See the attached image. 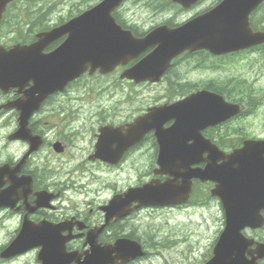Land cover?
Here are the masks:
<instances>
[{
  "label": "water",
  "instance_id": "obj_1",
  "mask_svg": "<svg viewBox=\"0 0 264 264\" xmlns=\"http://www.w3.org/2000/svg\"><path fill=\"white\" fill-rule=\"evenodd\" d=\"M188 8L198 0H174ZM262 0H224L211 11L192 19L190 22L175 29L160 27L143 39L134 38L130 31L123 30L114 23L110 12L119 3L117 0H105L95 9L85 13L81 17L72 20L68 24L49 33L39 35L40 40L31 46L17 45L10 51L0 52V85H20L23 87L29 80L35 85L28 90L26 101L15 102V106L22 110L20 116L21 125L25 127L29 117L41 102L51 92L63 88L68 81L79 76L90 64L93 69L101 67L102 71L113 68L120 62L135 57L150 46L158 44L155 51L137 64L134 68L124 73V76L136 80H157L168 67L170 59L184 49L195 50L201 47L210 48L216 52H223L234 48L235 45L244 44L249 38L247 33L248 15ZM68 33V39L54 52L43 55L42 50L49 43ZM205 99L204 94H198L180 103L174 108L176 113L191 111L198 106L200 99ZM219 112L222 106H218ZM210 113L213 111L208 109ZM150 115L136 120L131 130V135L126 138H114L109 135L113 128L102 129L98 154L102 158L110 159L115 153V143L128 145L132 142V134L137 125L153 123ZM158 126L161 123L158 121ZM187 128L189 137H194V132L201 128L194 117L188 121L180 118L177 130ZM22 134V130H20ZM25 136V135H24ZM36 147V145H35ZM192 156L196 154V147L189 148ZM179 149H172L165 144L163 150V171L176 177H181L180 185L174 184V180H168L163 184H145L142 188L129 190L123 198H114L112 203L105 207L107 221L119 214H127V209L133 200L143 204H169L182 195L179 201L186 200L191 191V177L198 176L199 170L191 169L193 161L187 160L173 165L168 164L172 155H177ZM253 152V151H252ZM251 152V153H252ZM250 153V154H251ZM247 155L242 159L243 170L234 172L231 177H225L226 184L222 185L221 194L224 199L226 212V227L221 234L214 249V257L206 264H253L247 260L245 253L247 246L252 241L246 239L241 230L246 226L259 227L264 218L260 215V209L264 208V170L257 167L264 160L258 155ZM244 165V166H243ZM206 178L215 179L223 171L215 167L207 168ZM204 172V171H203ZM224 175V174H223ZM168 199V200H166ZM124 212V213H123ZM27 231L28 230V227ZM96 235L91 236V241ZM67 238L56 236L51 229H34L29 231V240L15 242L7 250L6 255L23 252L35 246H42L39 259L42 264H70L76 259L73 253L65 251ZM92 252L87 254L84 262L79 264H110L122 259L126 262L142 254L141 246L128 239H122L117 247L110 246L99 248L92 243ZM264 247V246H263ZM263 250V249H262ZM261 250V251H262ZM114 253H116L114 255Z\"/></svg>",
  "mask_w": 264,
  "mask_h": 264
},
{
  "label": "rangeland",
  "instance_id": "obj_2",
  "mask_svg": "<svg viewBox=\"0 0 264 264\" xmlns=\"http://www.w3.org/2000/svg\"><path fill=\"white\" fill-rule=\"evenodd\" d=\"M95 0H26L24 3L28 11L36 12L37 15H28L17 20H9L7 27H4L1 44H14L22 38L25 33L18 29L12 30V23L23 22L27 28L39 26L38 17L44 15L47 23L56 24L70 13H76L79 8ZM163 1V0H162ZM219 0H202L196 9L181 10L167 4H160L162 9H153L157 6L156 1L149 0H129L120 9L125 17L138 22L140 25L157 24L162 20L174 15L172 22L183 19L200 12L203 8ZM152 3L151 7L146 3ZM22 7L23 5L20 4ZM159 6V7H160ZM158 7V8H159ZM163 9H165L163 11ZM163 12V13H162ZM53 13L52 15H50ZM29 16L34 20L29 22ZM51 16V17H50ZM121 17L123 15L121 14ZM253 53H249V56ZM220 63H209L182 60L175 67L172 73L179 75L183 81H193L205 84L213 83L223 92L248 93L257 89V93L251 97L260 104L256 113L240 119L239 124L233 129V135L227 136L228 127H225L224 138L236 139L242 136L245 138L264 137V50L253 54L249 62L247 58H226ZM184 63V64H182ZM231 64L224 68L220 65ZM249 65H251L249 67ZM243 66V68L241 67ZM171 73V74H172ZM119 74V73H118ZM118 76V75H117ZM178 80L177 77H173ZM177 83V82H176ZM181 83V82H179ZM178 91L177 84H171L163 80L158 84H131L120 81L116 75H94L84 77L75 82L65 95L57 96L52 104L59 106V112H48L42 116V121L48 125H59L60 134L65 136L69 133L66 129L73 130V141L65 137L64 142L71 146L66 155L57 156L49 150L42 153L41 165L48 166L49 181L56 189L68 190V195L64 208V213L82 214L89 219L102 221L103 214L96 213V207L100 203L108 200L114 189L120 184L123 190L130 186H137L145 179L150 169V150L145 149V153L140 155L137 161L128 159L119 168L107 167L103 169L100 164H92L87 161V153L92 150L95 144L94 133L103 124H120L123 121L134 119L141 108L148 103L164 102L173 96V92ZM242 95H237L241 97ZM233 123H228L229 127ZM6 131V128L3 127ZM3 132V131H2ZM1 138V137H0ZM2 139V138H1ZM1 141V140H0ZM1 143V142H0ZM72 144H74L72 146ZM80 146L77 159H73L72 152L76 150L72 147ZM1 149H5L1 147ZM13 149V148H11ZM6 150V149H5ZM19 153V151H18ZM104 166V165H103ZM30 169V167H29ZM65 169V170H64ZM68 169V172L66 171ZM98 172L92 175V172ZM36 173L43 177L42 173ZM112 184V185H111ZM110 185L111 188H104ZM141 185V184H140ZM207 187L204 186L202 193L198 192L192 200V204L187 208H144L139 212L131 214L123 221L117 222L110 229V234L104 238L113 240L114 234L129 233L135 234L145 244L149 254L140 262L134 264H203L209 258L212 247L223 227V210L216 199H204ZM91 202L90 207L86 203ZM203 199V200H202ZM204 201V202H203ZM85 203L79 206L80 203ZM91 208H95L90 212ZM9 221L13 224V220ZM11 227L0 231V250L5 244L4 239ZM264 237V229L258 232ZM2 245V246H1ZM38 250H32L23 255L10 260L0 258V264H38ZM207 256V257H206Z\"/></svg>",
  "mask_w": 264,
  "mask_h": 264
},
{
  "label": "flooded vegetation",
  "instance_id": "obj_3",
  "mask_svg": "<svg viewBox=\"0 0 264 264\" xmlns=\"http://www.w3.org/2000/svg\"><path fill=\"white\" fill-rule=\"evenodd\" d=\"M26 0H14L12 2L9 3V5L7 6V10L3 16V18H22V17H25V16H28V15H37L36 12H33V11H28L25 6H24V3H25ZM18 4H22L23 6L19 8V11H13L11 9H13V6L15 5H18ZM49 13H41V16L42 15H48ZM52 14V13H51ZM50 14V15H51ZM69 15V14H68ZM39 18V17H38ZM134 33L137 35V36H143L146 34L147 31H144V29H141V28H132ZM52 46V45H51ZM197 53V52H196ZM186 55H195L194 52L193 53H188ZM132 64V63H131ZM128 66V65H127ZM131 66V65H130ZM124 67V68H123ZM123 69H125V66H119L117 67L114 72L116 73L117 71H122ZM121 77V74L120 76ZM123 81H125V79L122 78ZM17 96V93L14 92L13 90L10 91L9 93H0V117L1 119L0 120H3V118L5 116H8V117H14V121H13V124H15V117L17 116L18 112L15 110V109H5L3 107L4 104H6V102L10 101V100H13L15 99ZM54 100V96L51 95L45 102L44 104L42 105L43 107L41 108L43 110H50V102H52ZM52 109H55V108H52ZM126 123V122H125ZM227 123H232V121H229ZM16 126H13L12 128L10 129H15ZM31 127V130H32V133L33 134H38V135H42L43 138H44V143L43 145L39 148L38 151L34 152L32 154V156H37L39 155L43 149H44V146L45 144H48L47 143V140H48V135L46 134L45 130L42 128V124L40 123V121L38 122H35V123H32L30 125ZM222 128H223V125H220V126H216V127H211V128H208L205 130L204 133L206 132H209V136L211 138H214V137H218L219 135L222 136V134L220 133V131H222ZM208 134V133H207ZM9 138V135L7 136V140ZM215 140H218L217 138H215ZM217 144H220L221 142H223V140H220L219 142L215 141ZM4 148H8V144L11 143L9 140H8V143L7 141L4 140ZM23 146H25L27 149L29 148V143H22ZM63 147H64V150L63 152H65L66 150V145L63 144ZM144 145H137L133 148H131V150L129 151V153L125 154L124 156V159L126 160L128 157H132L134 154L140 152L142 150V147ZM150 147H152V157L153 158H156V156L158 155V149L155 145V143H151L150 144ZM23 153V151H21L18 155H14L12 158H9L5 161H2L0 164H3V163H7L9 162V164H11L12 166H14V164H16L20 158H21V154ZM27 160L26 164L24 165V167L22 168L21 170V173L19 172V176L21 175H26V174H32L30 173V169H29V165L31 163L30 159L31 157ZM87 157L89 160H92L91 159V151L87 153ZM98 162V160H95ZM33 175V174H32ZM5 181H8L7 178H4ZM9 185V182H6L4 184L3 187H6ZM43 189H48V186L45 184L44 180L42 178L38 179L35 175H33V192H31L29 195H27L26 197L25 196H20L19 195H16L15 198L13 199V204L9 207H3V208H0V218L4 217V216H7L9 218H11L15 224V229H17V227L21 226L23 221L25 220V218H29L31 221H40V220H43V219H49V220H52V221H61V220H64V219H69V218H75L73 219V223L76 222V219H80L82 221H84V223L86 224V228L83 229V230H79V228L76 226V224H74V227H73V235H76V237L69 243L68 245V249L69 250H75V251H78L79 253H82L86 250L87 246H85V240H86V236H87V233H88V230L91 228V227H94V226H98L100 224V221H99V218L97 219H89L88 217H84L82 214H75V213H64V208L62 207V204L60 203L62 201V195L59 191H55V193L57 194V200H55L53 203H54V208L52 209H47V208H38L36 209L34 212H32V208L35 206V203H36V196H35V192H37L38 190H43ZM52 190H55L53 187H51ZM18 196H20L19 198H17ZM17 199V200H16ZM93 208H91L90 212H93ZM0 224H5V220H0ZM112 227H108L104 230L103 234L100 236L99 240L100 242L104 243L106 241H103V240H107L108 238H104L107 234H110V229ZM17 232V230L14 231V234ZM259 264H264V260H260L258 262Z\"/></svg>",
  "mask_w": 264,
  "mask_h": 264
},
{
  "label": "trees",
  "instance_id": "obj_4",
  "mask_svg": "<svg viewBox=\"0 0 264 264\" xmlns=\"http://www.w3.org/2000/svg\"><path fill=\"white\" fill-rule=\"evenodd\" d=\"M149 1H156L155 3H153V4H155L156 6H157V8H154V6H153V9H162V6H160V4H166L165 2H164V0L162 1V0H149ZM167 4H169V2H167ZM146 5H149L150 7H151V5H152V3H146ZM160 6V7H159ZM159 7V8H158ZM165 9H163V11H164ZM163 13V12H162Z\"/></svg>",
  "mask_w": 264,
  "mask_h": 264
}]
</instances>
